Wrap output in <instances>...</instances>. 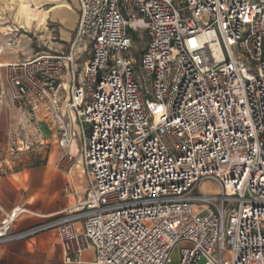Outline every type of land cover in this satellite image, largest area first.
<instances>
[{
    "label": "built area",
    "instance_id": "2783aa9c",
    "mask_svg": "<svg viewBox=\"0 0 264 264\" xmlns=\"http://www.w3.org/2000/svg\"><path fill=\"white\" fill-rule=\"evenodd\" d=\"M78 1L83 70L73 52L43 54L7 66V82L20 113L48 105L61 126L59 169L70 174L75 134L58 94L71 72L69 109L88 128L87 196L21 232L24 211L14 209L0 245L56 230L68 250L93 247L95 264H264V0ZM136 32L147 37L138 63L127 55ZM19 146L11 134L10 152Z\"/></svg>",
    "mask_w": 264,
    "mask_h": 264
},
{
    "label": "crops",
    "instance_id": "0c3cea01",
    "mask_svg": "<svg viewBox=\"0 0 264 264\" xmlns=\"http://www.w3.org/2000/svg\"><path fill=\"white\" fill-rule=\"evenodd\" d=\"M78 22V0H0V48L3 50L0 64L5 83V96L0 101V223L9 212L20 208L24 212L14 222L15 232L40 226L75 210L87 196L90 182L81 163V151L83 133L88 128L83 130L69 109L71 72L64 76L58 94L65 127L75 134L70 153L78 162L70 174L59 169L63 155L59 143L61 126L48 105H29L27 113H20L11 99L7 82V66L43 55L40 45L30 44L29 33L39 41L46 39L47 44L57 40L54 46L46 44L49 50L55 47L58 51L69 44L68 54L73 52L75 56V69L82 71L90 49L84 52L86 41L76 44ZM11 134L20 138L16 154L10 152ZM76 228L83 233V222H77ZM96 260L97 253L91 246L82 254L68 250L56 230L0 245V264H95Z\"/></svg>",
    "mask_w": 264,
    "mask_h": 264
},
{
    "label": "rangeland",
    "instance_id": "374dc122",
    "mask_svg": "<svg viewBox=\"0 0 264 264\" xmlns=\"http://www.w3.org/2000/svg\"><path fill=\"white\" fill-rule=\"evenodd\" d=\"M51 29L53 27H50ZM29 37L31 38L30 40V44L32 46H35V45H40L41 46V54H47V55H56V56H60V55H67L68 52H69V44H66L65 47H63L62 49H59L58 51H55L56 48L53 47L52 50H49L48 47H45L46 46V39L45 41H43L42 38H40V41H39V38L37 37H34V34L33 33H29L28 34ZM136 41V44L135 46L133 47V49L127 54L131 59H134L137 63L140 61V57H141V54L143 52V50L145 49V45H146V42H147V37L144 33H133L132 35ZM58 41L57 40H53L52 39V43L49 42V44H47L48 46H54L53 43H57ZM88 43H85L83 48L84 49V52H89V49H88ZM87 54V53H86ZM84 55V56H87V55ZM85 61V59L83 60ZM81 63H83L81 61ZM138 65V64H137ZM80 68V67H79ZM204 188V191L207 192V193H216L217 192V186L214 182H207L204 184L203 186ZM195 194H198V191L196 190L195 191ZM173 259L174 260H177L179 259V248H176V250L174 251L173 253ZM230 260V256L228 254H226L224 256V261H229Z\"/></svg>",
    "mask_w": 264,
    "mask_h": 264
}]
</instances>
